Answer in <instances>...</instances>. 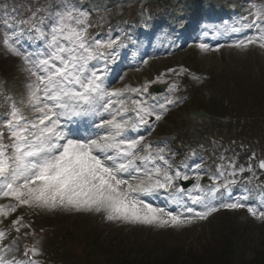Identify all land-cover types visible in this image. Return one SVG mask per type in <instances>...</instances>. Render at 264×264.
Returning <instances> with one entry per match:
<instances>
[{
  "label": "snow or ice",
  "instance_id": "snow-or-ice-1",
  "mask_svg": "<svg viewBox=\"0 0 264 264\" xmlns=\"http://www.w3.org/2000/svg\"><path fill=\"white\" fill-rule=\"evenodd\" d=\"M58 3L55 11L42 6L27 19L3 20L4 36L0 43L6 52L22 59L28 77L24 107L32 116L29 118L12 102L8 118L0 121V200L15 202L0 204V218L6 219L18 207L63 209L103 213L108 221L179 228L207 219L219 207L246 208L254 218L264 220V210L257 211L246 203L251 194L248 188H243L239 196H232L230 186L239 181L227 177L245 171L244 167L236 169L233 160L217 165L219 176H209L212 185L208 187L199 183L201 165L196 164L192 171L197 182L186 189L176 182L189 180V175L173 167L164 147L145 142V135H129L140 132L142 126L154 130L155 122L169 111L168 105H176L177 101L167 98L166 104L159 105L161 111H157L142 95L148 91L147 83L142 88L110 87L108 64L115 62L116 50L122 46L120 38L90 37L91 12L78 7L75 0ZM251 8L254 11L249 14L250 22L242 27L253 28L258 34L228 47L246 49L256 44L264 49V4L252 3ZM25 36L30 41H42L43 48L35 53L27 51L21 43ZM197 47L209 50L204 43ZM147 63L143 60V64ZM169 90L175 91L176 85ZM127 93L141 96L131 100V109L125 99ZM130 112H134V117ZM152 117L154 121L150 123ZM85 118H91L90 128L97 131L73 127ZM5 130L10 143H5ZM219 159L224 161L225 157ZM259 168L264 170V161ZM247 171L252 172L251 166ZM254 177L255 173L246 183ZM218 179L224 182L217 184ZM221 189L230 202L217 207L214 201L224 197ZM156 195H163L170 204L190 215L186 216L184 211L174 214L144 199ZM260 203L264 205V193L260 194ZM12 227L19 233L27 225L18 217L12 221ZM6 238V232L0 230V264H38L35 257L40 253L35 246L25 247L26 259L9 257L16 249L3 243Z\"/></svg>",
  "mask_w": 264,
  "mask_h": 264
},
{
  "label": "rangeland",
  "instance_id": "rangeland-1",
  "mask_svg": "<svg viewBox=\"0 0 264 264\" xmlns=\"http://www.w3.org/2000/svg\"><path fill=\"white\" fill-rule=\"evenodd\" d=\"M29 1L31 0H21V2L17 3L16 0H0V41H2L4 36V19L13 17L16 19H27L31 16L32 12L36 10L39 1H32L31 4L28 3ZM155 1L159 2L158 7H167L162 9L164 14L167 13V9L168 11H172L175 4H182L185 6L186 4L199 2V0L96 1V15L95 17L93 15L90 16V22L93 25L91 28L93 31H101L111 22L110 18L105 20V9H111L109 15L111 18L115 16L127 18L129 15V8H137L135 14L137 15V20L141 23L142 15L139 9L141 7H136V5L148 4L152 7ZM203 1L207 2L209 0ZM224 1L226 2V0ZM40 2H43V7H47L52 11H55L60 6L58 0H40ZM27 3L29 6L26 5ZM252 3L264 4V0L245 1L243 3L244 8H242L244 12L239 13L237 17L226 26L229 30L231 27L241 29L239 32H243L242 38L239 37L238 40L252 36L250 33L251 28L242 27L244 24L250 22L251 17L249 14L254 11L251 8ZM29 9H31V11ZM40 15H43V13H40ZM97 17L99 19H97ZM244 17H249V19L245 20L243 19ZM12 22L14 23L15 20ZM214 25H218L220 29L225 28V23L223 24V22H215ZM197 27H199L198 33H200V29H204L201 23L197 25ZM208 29H210V25H208ZM8 31H11V29ZM164 33L165 35L158 31L154 33V38H158L160 35L159 40L161 41V47H156L157 49L153 51V53L150 51L149 57L142 59L135 68L131 70L120 69L116 74L114 83L109 86L113 88H123L125 86L130 88H142L146 83L148 86L153 84H167L168 88L161 95L149 99V97H146L147 92L142 94L147 103L149 105H154L156 110L158 109L159 111H161L159 105L166 104L167 98H172L177 101L176 105H168L169 111L164 113L162 120L155 123L153 132L157 130L160 134H170L174 132V134L177 133L181 135L184 134L185 129L179 130V124L183 125V120L192 121L189 130L195 131L198 129L199 131H197L196 137L201 135L203 137L204 147L210 149L213 139L207 138V132L217 128L216 133L231 135L234 133L233 129L236 121L230 120V122L227 123H220L212 119L203 122L195 118L189 120L188 111L195 109L196 106L203 103L207 106L211 115L222 114L224 108L229 106L226 104L225 99L226 94L232 91V88H230V84L232 83H237L233 89L236 93L240 89L241 95L244 94L242 91L243 88H264V49L258 47L256 44L249 45L248 48L242 49L228 47V45L232 43H227V45L222 47L219 43L214 42L212 46L207 44L209 47L208 51H201V49L197 47V45L201 43L195 44L188 41L178 54H174L169 51V43L167 44L169 33L166 31ZM223 33L229 35L228 32L223 31ZM193 34L194 33H192V35ZM116 37H119L122 43V46L117 48V50L124 59L122 52L128 49L127 42L124 40L125 34L120 32L118 35L113 36V38ZM206 37H208V35H204L202 38L204 39ZM223 39V36L216 37V40L219 41H223ZM21 43L27 51L33 53L43 48L42 41H30L27 36L23 38ZM145 59L148 60L147 64H143V60ZM122 61L125 63L124 60ZM0 65L3 66L1 69H5V72L10 70L8 78H10L12 82V89L16 91L7 102L6 106L9 108L8 112L10 111L11 103L15 102L16 105L21 107L24 113L31 118L32 113L28 108L24 107L28 98V90L26 88L28 77L24 72L25 66L20 57L13 56L6 52L2 43H0ZM137 68L140 70L136 71ZM181 69H184L182 73L180 72ZM163 72L167 75H164ZM153 76L157 78H153ZM120 77H123V80H121ZM193 77L196 78L194 79ZM143 81H146V83H143ZM172 85H176L175 91L169 90ZM259 91H261V89H259ZM133 97L134 96L131 97V94H126L125 99L127 104L131 102ZM253 117L254 116H251V118ZM176 128L179 131H176ZM194 131H191L192 134ZM147 134L148 133L145 135ZM177 138L179 139V136ZM185 153L188 157L187 162H185L186 166H182V168L189 169L186 171H190L195 168L196 164L201 165V163H195V159L190 156L193 155V153ZM230 160L235 162L236 169L243 167L244 163H247V157L245 155H237L236 153L232 154ZM220 162L225 165L227 164L226 161ZM244 177L245 174L242 173L238 174L236 177L227 178H235L241 181ZM206 179L208 180L209 177ZM5 200L9 202L7 198ZM221 200L223 203L230 202L226 195ZM11 203L15 202L11 201ZM217 203H219V201L215 200L214 204L216 205ZM249 205L256 207L253 203ZM190 206L196 208L198 211L201 210L198 206ZM216 206L218 207V205ZM260 206L261 204L257 205V208ZM24 208L27 207H18L16 211L6 219L0 218L3 220V222L0 223V230L5 231L4 226L7 225L17 213L24 210ZM32 209L35 210L37 214L35 220L41 221L36 226L32 227L33 230L30 231L27 225V227H23V231H25V234L29 233V242L39 250L40 254L35 257L38 264H41L40 258L44 256V254H47L46 249H50L52 246L51 242H53V240L50 239L56 236V233L49 232L51 228L57 229L63 227L68 230V232L76 231L78 233L92 229L103 240L108 239L111 243H119L121 246L127 245L129 250L144 254H146L149 249L154 251L170 249L171 252H176L178 251L177 249L181 247L178 256L182 258L188 255L189 251H199L203 246L215 244L213 243V238L220 234V229H218L216 223L221 217L225 218V216L228 215L237 228L234 231V235H237L234 256V261L236 263H241V261L251 258L253 251L259 250V246L264 243V220H257L248 213L246 208L235 210L225 208V212L227 213L217 214L214 212L208 216L207 219L194 220L192 223L179 228L108 221L104 218L103 213L76 212L63 209L53 211L37 208ZM185 214L186 216L190 215L186 211ZM20 231L22 232V230ZM3 243L16 249L14 253H9V257L25 249L24 244L19 239L16 240L9 234H7V238Z\"/></svg>",
  "mask_w": 264,
  "mask_h": 264
},
{
  "label": "trees",
  "instance_id": "trees-1",
  "mask_svg": "<svg viewBox=\"0 0 264 264\" xmlns=\"http://www.w3.org/2000/svg\"><path fill=\"white\" fill-rule=\"evenodd\" d=\"M3 66L0 65V69ZM6 76L5 72L2 73L0 79L3 80ZM0 80V81H1ZM2 82V81H1ZM0 91L3 89L0 86ZM233 244L229 239L223 240V242L219 245H216L213 248V252L206 254H200L196 256H192L184 259L181 262L171 260L169 262L161 261L159 264H233L232 256H233ZM191 256V255H190ZM138 264H148L145 261H138ZM244 264H264V245H261L260 252L255 254V257L251 261L243 262ZM122 264H134L130 260L128 262H123Z\"/></svg>",
  "mask_w": 264,
  "mask_h": 264
},
{
  "label": "bare ground",
  "instance_id": "bare-ground-1",
  "mask_svg": "<svg viewBox=\"0 0 264 264\" xmlns=\"http://www.w3.org/2000/svg\"><path fill=\"white\" fill-rule=\"evenodd\" d=\"M221 4V3H220ZM225 6V5H224ZM227 6V5H226ZM225 6V7H226ZM233 8H237V5L236 4H232V7H230V9H233ZM216 9V11L215 12H206L205 13V16H208V17H210V16H212V15H216V16H220V14H221V9H218V8H215ZM226 9V8H225ZM221 11V12H220ZM184 15V12L182 13V10L179 8V5H178V8H177V10L175 11V13L173 14V18L172 19H170L169 21H167L166 23H165V26H170L172 23H176V26L178 27V29H179V32L180 33H182V36L184 35V34H186V33H188L189 32V29H190V27H192L193 26V23H194V21L196 20V16L194 17V16H186V17H184L183 16ZM229 15H231V14H229ZM227 17H228V15H227ZM131 37H132V39L134 40L135 39V37H136V32L132 29L131 30ZM181 37V36H180ZM174 38V36H172V39ZM178 41V40H177ZM132 43H134V42H132ZM171 43H172V40H171ZM137 54H138V52H137ZM143 54V52L142 51H140V53H139V55H142ZM121 61V60H120ZM119 62V61H118Z\"/></svg>",
  "mask_w": 264,
  "mask_h": 264
},
{
  "label": "water",
  "instance_id": "water-1",
  "mask_svg": "<svg viewBox=\"0 0 264 264\" xmlns=\"http://www.w3.org/2000/svg\"><path fill=\"white\" fill-rule=\"evenodd\" d=\"M154 91H155V92H159V91H161V89H154Z\"/></svg>",
  "mask_w": 264,
  "mask_h": 264
}]
</instances>
